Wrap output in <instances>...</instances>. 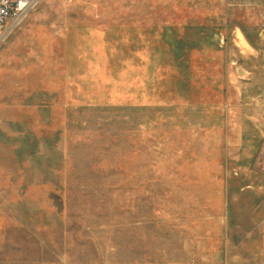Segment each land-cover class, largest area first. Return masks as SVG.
I'll list each match as a JSON object with an SVG mask.
<instances>
[{
  "label": "rangeland",
  "instance_id": "obj_1",
  "mask_svg": "<svg viewBox=\"0 0 264 264\" xmlns=\"http://www.w3.org/2000/svg\"><path fill=\"white\" fill-rule=\"evenodd\" d=\"M0 264H264V0H40L0 44Z\"/></svg>",
  "mask_w": 264,
  "mask_h": 264
},
{
  "label": "built area",
  "instance_id": "obj_2",
  "mask_svg": "<svg viewBox=\"0 0 264 264\" xmlns=\"http://www.w3.org/2000/svg\"><path fill=\"white\" fill-rule=\"evenodd\" d=\"M40 0H0V44Z\"/></svg>",
  "mask_w": 264,
  "mask_h": 264
}]
</instances>
